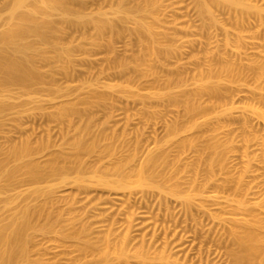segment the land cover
<instances>
[{
  "label": "rangeland",
  "instance_id": "374dc122",
  "mask_svg": "<svg viewBox=\"0 0 264 264\" xmlns=\"http://www.w3.org/2000/svg\"><path fill=\"white\" fill-rule=\"evenodd\" d=\"M104 1L86 0L81 9L75 8L76 3L70 7L73 12L83 11L89 20L114 21L116 30L105 34L108 40L104 43L109 45H95L93 23L81 21L80 25L77 15L71 16L72 22L78 20L71 28H63L60 37L61 45L71 54V71L67 74L56 68L50 78L49 69L60 65L51 60L50 65H55L45 64L43 83L27 90L0 88V160L4 170L30 160L42 167L55 158L59 164L73 160L77 125L82 128L86 124L92 134L103 135L98 148L82 156L85 165L64 175L50 172L39 182L29 181L23 173L18 174L17 182L0 175V227L19 221L27 207L36 211L44 206L54 223L57 221L51 227H46L43 219L36 221L37 228L27 232L31 239L27 255L17 264H99L95 254L102 247L103 233L114 231L117 221L111 237L119 241L127 229L126 216L133 209L137 215L130 233L128 264H143L134 255L142 245L149 250L148 264H165L159 259L163 251L169 256L166 264H231L228 252L234 242L230 230L246 223L254 227L256 220L263 246L258 264H264V119L252 112L257 109L264 114V70H258L264 62V25L258 26L256 15L250 16L253 21L248 19L251 24L238 27L235 13L218 7L213 8L218 23L211 22L209 16L199 13L196 0ZM250 1L258 6V0ZM12 2L0 0V32L7 27ZM98 5L108 6V10L103 8L105 15L97 13ZM53 13V19L60 20V12ZM139 22L154 29V48L160 61L153 62L146 55L139 40H145L137 29ZM120 61L126 64L124 69ZM202 86L221 90L223 102L214 104L215 100L203 96L200 103L206 109L188 113L186 95ZM95 93L104 94L106 103L82 110L84 115L70 117L71 122L56 118L62 107L92 103ZM23 140L35 148L37 143V148L43 147L24 156L22 163L7 160L9 147ZM182 141L194 148L185 145L187 148L179 150ZM161 153L167 154L169 163L156 171L170 174L178 168L173 175L179 177V185L175 180L165 184L157 174L151 183L161 186L163 192L153 187L115 190L97 182L100 175L116 181L122 174L121 169L106 171L105 167L128 162V167L137 169L147 155L162 157ZM203 154L214 163L211 173L205 163L199 164ZM78 177L83 182H77ZM88 242L95 244L96 252L86 249Z\"/></svg>",
  "mask_w": 264,
  "mask_h": 264
},
{
  "label": "bare ground",
  "instance_id": "6f19581e",
  "mask_svg": "<svg viewBox=\"0 0 264 264\" xmlns=\"http://www.w3.org/2000/svg\"><path fill=\"white\" fill-rule=\"evenodd\" d=\"M29 1L28 0H13V2L10 3L11 4L9 8L10 17L7 20L8 22H6L7 27L5 26L6 28L0 32V88H9L10 86H17L21 89L27 90L30 87L43 83V80L46 77V74L43 71V68L45 64L47 65V63L52 62L53 60H56V62L57 61L60 62V65L56 66L54 63L52 65H55V66H52L50 65L51 63H49L50 67L52 66L49 69V72H47L50 78H52V76L54 75L53 71H56V68H60L68 74V72L71 71V65H72L71 59H70L71 54L69 53V48H67V46L61 45L60 37L61 35L64 34L63 31H65V29L64 30L62 29L66 28V26L69 28L71 25H74L73 24L74 21L76 22V20L79 19L78 23L82 21L81 23H84L85 25H89L88 23H90L91 25V23H93L94 25L93 27H95L94 29L97 31L96 33L97 38L96 36H94L95 41H93L95 45H99L100 43L102 42L104 43V41L108 40V38L106 40V37H105L106 32L116 30L114 28L116 24L112 20H108V19L107 20H104V19L89 20V18L87 17L86 14L83 13V11L79 12L80 10H77L78 12L77 13L71 10L70 6L73 3L74 4L72 5V8L76 4L77 5L75 6V8L77 6L79 7L80 5H81L80 7L83 8V6H85L86 0H36L37 2L36 1H33L34 3L32 2L33 5L30 4V6H27L26 3ZM111 1H110V4H111ZM115 1L117 2V0ZM261 1L262 3L264 2V0H258V6L253 4L254 1L251 2L250 0L248 2H246L245 0H196L195 2H196V7H198L200 11L199 13L206 14L205 15L206 17L209 16L208 18L211 22L216 23L218 21V19L215 18L216 16H214L213 14V11H214L213 8L216 7V10H217V7H218L224 10L226 9L225 11H228V12L233 11L232 13H235V14L234 16L233 15L232 16L235 18V23H236L234 24L235 25L240 24L242 25V27L246 26L245 24L248 25V23H250L248 22V19L252 20L250 19V16L252 18L258 16L257 18L258 26H261L260 28H262V26L264 25V3L260 5ZM97 3H99V1ZM145 4H147V2ZM99 5L96 6L98 7L96 8V11L100 16H103L107 13L106 11L108 10L107 8L108 6L104 8V6L100 7ZM154 5L156 4L153 3V6ZM158 5H160V2ZM147 6H149V4L146 5V7ZM157 7L158 6L156 5V8ZM103 8L107 10L104 12ZM227 8L229 10H227ZM54 11L55 13L56 11L60 12L59 13L60 20L55 19L56 20L55 21L53 19ZM129 11L131 12V10ZM116 12L114 11V14ZM151 13H153V11ZM252 14H254V16H252ZM74 15H77L78 19L76 18V20H73L72 22L71 16H74ZM85 25H82V26H85ZM137 26L139 27L137 28L138 31L142 35L145 36L144 41L142 39L143 37H141L139 40L144 45L146 55L150 56L153 62H156L158 59V56L155 53V48H154V44L156 43V40L154 38V29L151 28L150 26H146L142 22H139ZM237 26L239 27V25ZM222 28H225V27L223 26ZM224 30L227 32V29H224ZM112 33L113 32H111V34ZM238 38L239 40L237 41L239 42V44L241 43L240 46L242 47L244 41L242 40V37L239 36ZM110 40L111 39L109 38V41ZM105 43L108 44V42H105ZM110 47H111L110 49H112V46ZM247 51L248 50H246V52ZM243 55H247V54L245 53ZM158 60L160 61V59ZM119 65L122 69L126 67V64L122 61L119 62ZM226 69L225 70L229 73H233L234 71V70L231 71V69L229 68H226ZM258 70L259 71L264 70V62L259 65ZM207 79H209V76ZM168 85H170V83H168ZM186 96H187L186 97L187 98L186 111L188 113H195V112H201L206 109L205 106H202V104L200 103L201 102L200 97L204 98L203 96H205L208 99H211L212 101L215 100L216 102L214 101L215 102V103L213 102L214 104H220L218 102L220 101L223 102L222 98L224 95L222 91L217 88H213V87L209 88V87L202 86L198 88L197 90L190 92ZM94 97L95 98L92 101V103L91 102L89 103L77 102L75 104H72L69 107L60 108L58 110L56 118L70 119L69 121L71 122V120L73 119H71L70 117L77 115V116H80L81 118L82 117L81 115H84L82 110L84 109L89 110V108H91L96 103H104V102L106 103L107 97L104 96V94L100 95L98 93L97 94L95 93ZM82 105L85 107L83 108ZM2 108L3 106H0V110H2ZM227 110L228 108L224 109V111H227ZM252 110H253L252 111L253 113H257L261 118L264 119L263 112H260L257 109H252ZM77 126H76V129L74 128L76 130V131L74 130L76 135L74 136L73 143H72L73 144L72 147H74V153H73L74 159L73 160L64 162V164H61V163L59 164L58 161L60 160L55 158L54 160L49 162V164L46 165L45 167L44 166L42 167L37 162L36 163H34V161L31 162L32 160H30L29 161L30 163L28 162L27 164H24V165L23 164L21 165L19 164L16 166L14 165V167L8 170H4L5 168L3 165L4 161L0 160V175L4 173L7 181L13 182L14 180H16L19 173H23V175H25V177L29 181L39 182V180H42L50 172H53V173L59 172L62 175H64L66 171L75 169L77 165L78 166L85 165V162L84 164L82 163V161L84 160L82 156H84L85 153H88L91 151L93 152L95 148H98L97 146H99V144L101 143L103 135L100 136L101 134L100 135L92 134L91 132L92 130L90 128L91 126L88 127L86 126V124L83 125L86 127L82 126V128H79ZM28 140H23L19 143L12 144L11 147H9V149L6 151L7 152L6 159L11 160V162L14 161V163L16 162L22 163L21 160L22 161L24 160L23 159L24 156L28 157L29 154L31 156V152H33L34 154L35 151L41 149V146H42L41 143L43 144V140L41 143L39 142L40 143L39 145H41L40 148H37L39 147L38 143H37V147L35 148L34 144L33 143L31 144V142H29L31 140L29 141ZM49 141L48 143L44 141V145L46 144L51 145ZM186 143L187 141L180 142V144H178L179 145L178 148H180L179 150H181V148H183L185 145L187 147L189 145V147L194 148V146H190V144L192 143L190 144H186ZM46 147L48 146H45V148ZM197 152H199V150H197ZM160 155H162V157ZM160 155H159L160 157L147 155L144 161L140 164V166L137 169L128 167V164H129L128 162L127 163H121V162L117 163L116 162L117 164H114L113 166H111L112 168L105 167V170L107 169L106 171L108 170L111 171V169L112 170L121 169L122 174L119 177V179H117L116 181H110L100 175V176H97V182L107 188H111L115 190L123 191L126 189H130V187H136V188L153 187L163 192V190H161V186L153 185L151 183L153 179L154 181L157 180V177H155V175L157 174L156 176H159L161 181L163 180L165 184H167L171 180H175V185L176 186L179 185L178 184L179 177L176 178L174 176L175 174L173 173L174 171L178 172L179 171L177 170L178 168H175L176 170L172 169V171H170V174H172L171 175L172 177H170V174L165 172L166 170L164 171L165 173L161 171L162 169L166 168L165 167L166 163H169V162L166 161L167 154L164 156V154L161 153ZM204 155L205 154L199 157V159L202 161V163L200 162L199 164L202 165L203 163H205V165L207 166V170H209V172L211 173L214 163L211 158H210L211 160L207 156H205L206 157L205 158ZM160 167H162V169ZM157 168L161 169L159 170L160 173H162L161 175H159L160 174L159 171H156L158 170ZM164 174L165 175L167 174V175L165 176ZM196 175H198V172H196ZM133 176L136 177L135 181L130 182L129 179L132 178ZM196 180L197 179L195 178L192 181L194 185L197 183ZM14 182H17V181H14ZM77 182H83L82 177H78ZM170 194L173 196H176V194L173 191H171ZM47 197L49 199V197H51L50 194ZM191 201L192 200L188 198L186 202V205L188 207H190ZM133 211L135 210L133 209ZM133 211H130L132 212V214L129 212L127 215L132 216L134 214L133 216L135 218L133 216L130 218L126 216L127 221L125 219V222H126L125 228L127 229H124V233L122 234L121 239L119 241H114L111 237V233L115 234V231H116L115 225L117 221L115 223L113 222L115 225L111 223L114 226V231L112 228H109L111 226L110 224L108 226V229L109 230L112 229V230H110V232L108 233H107L108 230L103 233L104 236L101 240L102 247L100 249H97V253L95 254V256L99 259V262H100L99 264L101 263L103 264L112 263L113 264V262H116V261L117 262L114 264H117V263L118 264H128L129 263V258L131 256V250L128 246H129V241L132 240V237L130 238V233L132 232L133 227H135L134 219H136V216H135L136 212L134 213ZM39 219L45 220V223L47 224L46 227H48V225L50 227L51 225L54 226L53 224L57 222L55 220V223H54V220L51 217V213L46 207L43 206L42 208L36 211H34V209L33 211H31L30 208L27 207L25 210H23V216L19 221L11 224L10 226L0 227V264H17L19 259L27 255L28 247L31 242L30 236L27 234V232L29 230H35L37 228L36 221L38 222ZM253 226L254 227L249 226V223H246V225L244 226L235 227L230 230V235L234 242L233 244L234 246L231 247L228 252L231 264H258V255L261 254V251L263 250L262 238H261L260 233L258 232V220L255 221V224ZM85 247L87 250H90L91 252H96L94 243L88 242ZM134 255L135 257L140 258L143 261V264H148V260L150 259L149 250L144 248L143 245L140 248H137L135 250ZM159 259L161 261H164L165 264L169 262V256L166 254V251H163L160 254Z\"/></svg>",
  "mask_w": 264,
  "mask_h": 264
}]
</instances>
